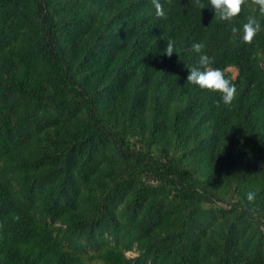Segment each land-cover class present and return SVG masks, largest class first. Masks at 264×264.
I'll use <instances>...</instances> for the list:
<instances>
[{
  "label": "trees",
  "instance_id": "1",
  "mask_svg": "<svg viewBox=\"0 0 264 264\" xmlns=\"http://www.w3.org/2000/svg\"><path fill=\"white\" fill-rule=\"evenodd\" d=\"M160 3L0 0V264H264V17Z\"/></svg>",
  "mask_w": 264,
  "mask_h": 264
},
{
  "label": "clouds",
  "instance_id": "2",
  "mask_svg": "<svg viewBox=\"0 0 264 264\" xmlns=\"http://www.w3.org/2000/svg\"><path fill=\"white\" fill-rule=\"evenodd\" d=\"M193 3L199 9L211 6L215 13L214 19H218L221 22H231L242 13L244 6L249 3V0H208V5L202 3V0H193ZM152 4L155 8L156 17L166 18V13L160 0H152ZM251 4L257 6L260 15L264 17V0H251ZM245 20L246 22L242 25V34L240 28L235 26L231 28V39L235 41L239 34L243 43L250 44L264 28H262L260 20L254 15H248ZM174 44L175 42L171 39L167 41L164 54L168 57H171L174 52L176 53ZM204 48L205 44L203 42H194L191 45L189 50L198 55V61L195 66L188 67L187 82L197 85L200 89L218 93L220 100L216 101L217 106L223 103L225 106L230 107L236 97V86L232 80L226 78L223 70L212 67L215 58L205 53L203 51ZM254 197V193L250 192L247 194L249 201H252Z\"/></svg>",
  "mask_w": 264,
  "mask_h": 264
},
{
  "label": "rangeland",
  "instance_id": "3",
  "mask_svg": "<svg viewBox=\"0 0 264 264\" xmlns=\"http://www.w3.org/2000/svg\"><path fill=\"white\" fill-rule=\"evenodd\" d=\"M226 70H227L228 72H230L232 76H235L236 73H237V70H236L234 67H228ZM129 254H130V253H128V255H129ZM95 264H98V263H95Z\"/></svg>",
  "mask_w": 264,
  "mask_h": 264
}]
</instances>
